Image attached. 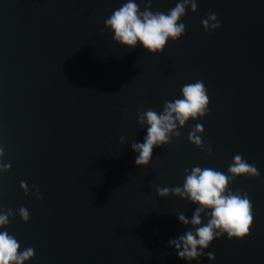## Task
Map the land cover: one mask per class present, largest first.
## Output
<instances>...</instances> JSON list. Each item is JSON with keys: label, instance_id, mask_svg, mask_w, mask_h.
Segmentation results:
<instances>
[{"label": "water", "instance_id": "water-1", "mask_svg": "<svg viewBox=\"0 0 264 264\" xmlns=\"http://www.w3.org/2000/svg\"><path fill=\"white\" fill-rule=\"evenodd\" d=\"M126 2L0 0V145L11 164L0 172V211L14 212L6 230L19 251L35 249L25 264H188L168 241L191 228L178 214L191 219L198 205L160 197L157 186L182 187L194 166L230 175L241 154L260 173L229 185L252 203L250 234L215 239L204 250L215 259L200 264H264V0H196L179 21L185 34L156 54L115 42L105 28ZM135 2L143 11L147 0ZM178 2L152 0L150 10L167 14ZM210 14L220 27L206 32ZM196 80L207 88L209 114L189 119L149 165H136L131 143H143L147 127L139 110L161 113ZM196 124L211 155L188 139Z\"/></svg>", "mask_w": 264, "mask_h": 264}, {"label": "clouds", "instance_id": "clouds-1", "mask_svg": "<svg viewBox=\"0 0 264 264\" xmlns=\"http://www.w3.org/2000/svg\"><path fill=\"white\" fill-rule=\"evenodd\" d=\"M151 2L152 0H147L144 10L141 11L135 0H128L113 11L104 21V25L113 33L112 38L115 42L131 48H135L139 43L151 54L162 52L169 39L176 41L185 34V24L179 21L186 14V7L190 5L192 12L197 10L196 0H180L167 14L151 11ZM202 26L206 32L212 31L220 27V21L215 14H210L202 21ZM100 31L101 34L104 33L103 28ZM181 93L182 98L165 101L159 114L152 108L146 111L139 110L138 123L142 128L145 125L147 127L144 142L131 143V149L138 153L135 157L136 165H149L153 159L154 149L171 144L173 137H180L181 132L178 129L183 128L189 119L195 120L209 114L210 100L203 81L196 80L194 83L185 84ZM203 133V126L196 124L190 131L188 139L211 155L212 149L206 147L202 140ZM124 140L125 138L121 137V143ZM4 155L5 148L0 145V172H7L11 168V164L2 162ZM184 172L188 173L189 169L185 168ZM228 173L230 175L213 168L202 169L194 166L191 168V174L185 176L182 187L157 186L160 197L174 194L198 205L191 219L183 213L178 214L179 222L185 226L190 225L191 228L168 241V246L174 247L177 257L188 264H192V261L200 264L201 257L205 255L209 260L215 259L214 252L205 253L204 250L208 249L215 239L225 234L229 240L243 239L250 234L253 224L252 203L246 192L242 193L239 189L233 192L229 185L241 175L256 178L260 173L256 166L249 164L241 154L234 156ZM20 187L25 195L30 193L26 182L21 181ZM32 188L35 189L36 198L42 199L39 188L35 184ZM201 213L207 217V223L203 225ZM18 214L24 222L31 219L26 207L21 206ZM10 217L14 218L12 209L0 211V227L5 228L4 231H0V264H25L35 256V249L27 247L19 251L18 240L6 230Z\"/></svg>", "mask_w": 264, "mask_h": 264}]
</instances>
